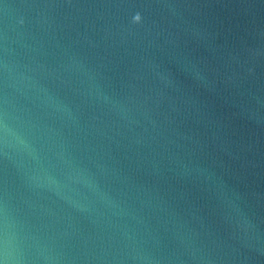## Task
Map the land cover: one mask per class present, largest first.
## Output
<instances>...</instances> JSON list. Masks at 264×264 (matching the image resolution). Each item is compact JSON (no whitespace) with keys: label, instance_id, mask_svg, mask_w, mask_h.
Listing matches in <instances>:
<instances>
[{"label":"water","instance_id":"water-1","mask_svg":"<svg viewBox=\"0 0 264 264\" xmlns=\"http://www.w3.org/2000/svg\"><path fill=\"white\" fill-rule=\"evenodd\" d=\"M0 264H264V0H0Z\"/></svg>","mask_w":264,"mask_h":264},{"label":"clouds","instance_id":"clouds-1","mask_svg":"<svg viewBox=\"0 0 264 264\" xmlns=\"http://www.w3.org/2000/svg\"><path fill=\"white\" fill-rule=\"evenodd\" d=\"M141 20V16L139 13H137L135 16H134V21L136 22H139Z\"/></svg>","mask_w":264,"mask_h":264}]
</instances>
